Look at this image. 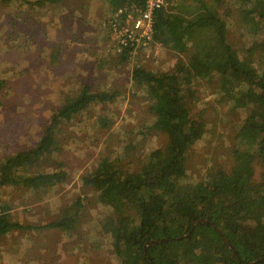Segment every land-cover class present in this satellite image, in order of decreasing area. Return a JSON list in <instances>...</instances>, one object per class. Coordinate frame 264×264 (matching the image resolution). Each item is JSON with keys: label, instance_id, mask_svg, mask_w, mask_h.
Segmentation results:
<instances>
[{"label": "rangeland", "instance_id": "374dc122", "mask_svg": "<svg viewBox=\"0 0 264 264\" xmlns=\"http://www.w3.org/2000/svg\"><path fill=\"white\" fill-rule=\"evenodd\" d=\"M16 2L0 4V78L8 81L0 92V169L6 156L37 144L51 115L72 101L79 82L91 90L120 94L112 102L92 105L60 129L58 157L51 154L39 170L54 171L57 160L64 163V183L34 191L0 183V203L12 204L14 217L25 224L42 227L65 215L77 218L73 235L56 228L14 229L1 235L0 264H120L114 235L103 224L111 208L99 201L87 178L102 156L118 157L123 170L135 171L150 151L167 145L165 131H146L158 117L146 91L133 83V67L154 73L182 70L198 46L190 42L188 50L179 53L153 42L124 63L118 61L117 40L106 28L112 12L106 0H63L56 7L40 0ZM174 4L176 12L194 19V0ZM241 7L227 11L225 34L237 47L245 42ZM257 9L264 14V3ZM201 34L202 41L206 34ZM256 66L263 68L258 62ZM185 83L200 128L185 164V179L197 183L211 168L232 166L234 139L246 110H231L220 96L219 77ZM101 116L109 126L99 122ZM255 178L264 179V166H255Z\"/></svg>", "mask_w": 264, "mask_h": 264}, {"label": "trees", "instance_id": "16d2710c", "mask_svg": "<svg viewBox=\"0 0 264 264\" xmlns=\"http://www.w3.org/2000/svg\"><path fill=\"white\" fill-rule=\"evenodd\" d=\"M16 1L0 0V4L15 5ZM40 1L56 7L63 0ZM106 1L112 9L107 21L119 9L135 3L144 5V0ZM175 1L166 0L155 11L153 40L179 53H185L190 42L197 49L182 70L154 73L136 65L131 76L135 86L146 91L152 113L158 117L146 131H165L168 143L150 151L135 171L123 170L118 157L102 156L86 182L97 191L99 201L111 208L103 224L114 235L120 264H251L264 258V179L255 178V166H264V14L257 9L264 0H194L198 8L194 19L176 12ZM234 5L243 6L246 23L242 33L245 42L238 47L225 34L227 11ZM106 28L115 37L114 31ZM201 33L206 34L202 41ZM116 44L118 61L130 62L132 46ZM244 64L248 67L242 69ZM197 77L208 81L219 77L220 96L229 102L231 110L245 109L246 117L234 139L232 166L211 168L201 182L195 183L185 179V164L199 140L200 128L191 114L185 80ZM7 84V79L0 78V92ZM76 87L72 101L51 115L33 148L6 156L0 169L1 184L34 191L68 179L64 163L58 160L56 170H39L51 154L58 157L60 129L92 105L112 102L120 94L91 90L81 82ZM99 122L110 125L103 116ZM13 214L12 204L0 203V236L14 229L56 228L67 235L76 230L77 218L73 216L34 227Z\"/></svg>", "mask_w": 264, "mask_h": 264}, {"label": "built area", "instance_id": "2783aa9c", "mask_svg": "<svg viewBox=\"0 0 264 264\" xmlns=\"http://www.w3.org/2000/svg\"><path fill=\"white\" fill-rule=\"evenodd\" d=\"M165 1L144 0L143 6L135 3L133 6L119 9L107 21L108 26L115 33L118 45L132 46L130 52L132 58L140 51L149 49L154 45L153 15L156 10L164 6ZM118 51H122V47H118Z\"/></svg>", "mask_w": 264, "mask_h": 264}, {"label": "water", "instance_id": "95a60500", "mask_svg": "<svg viewBox=\"0 0 264 264\" xmlns=\"http://www.w3.org/2000/svg\"><path fill=\"white\" fill-rule=\"evenodd\" d=\"M200 221H203V222H208L209 220L207 219H200ZM218 228V231L219 233L221 234V236L223 237L224 241L230 246V248L235 252V247L234 245L231 243V241L229 240V238L223 233L222 229L220 227H217ZM159 241H162V240H152L151 242H159ZM146 251H147V247H146ZM258 261H264V258H261L259 260H254L251 262V264H256Z\"/></svg>", "mask_w": 264, "mask_h": 264}]
</instances>
